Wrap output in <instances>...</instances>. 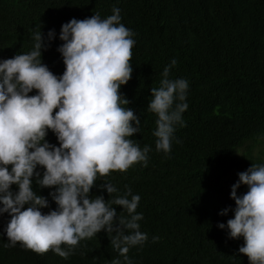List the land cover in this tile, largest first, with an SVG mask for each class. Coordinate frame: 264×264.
I'll use <instances>...</instances> for the list:
<instances>
[{
    "label": "trees",
    "instance_id": "1",
    "mask_svg": "<svg viewBox=\"0 0 264 264\" xmlns=\"http://www.w3.org/2000/svg\"><path fill=\"white\" fill-rule=\"evenodd\" d=\"M0 131V264H264V0H0Z\"/></svg>",
    "mask_w": 264,
    "mask_h": 264
},
{
    "label": "clouds",
    "instance_id": "2",
    "mask_svg": "<svg viewBox=\"0 0 264 264\" xmlns=\"http://www.w3.org/2000/svg\"><path fill=\"white\" fill-rule=\"evenodd\" d=\"M30 118V116L23 117L19 125L28 124ZM6 142L7 140L0 136V146ZM10 154L12 150L7 152L6 149H2L0 151V156L4 158ZM9 164V162L3 164V172L0 175L2 182L9 181L14 175L15 169ZM43 183L46 184L45 181ZM28 205V200L16 192H0V229L2 231L0 239L3 240L6 248H18L36 256H45L29 245L31 239L44 233V226L30 213Z\"/></svg>",
    "mask_w": 264,
    "mask_h": 264
},
{
    "label": "rangeland",
    "instance_id": "3",
    "mask_svg": "<svg viewBox=\"0 0 264 264\" xmlns=\"http://www.w3.org/2000/svg\"><path fill=\"white\" fill-rule=\"evenodd\" d=\"M259 140H260V143L262 145H257L255 146V153L257 154L258 153V150L261 148V151L260 153H262L264 155V137H258ZM258 147V148H257ZM264 157V156H263Z\"/></svg>",
    "mask_w": 264,
    "mask_h": 264
},
{
    "label": "bare ground",
    "instance_id": "4",
    "mask_svg": "<svg viewBox=\"0 0 264 264\" xmlns=\"http://www.w3.org/2000/svg\"><path fill=\"white\" fill-rule=\"evenodd\" d=\"M222 264V263H221Z\"/></svg>",
    "mask_w": 264,
    "mask_h": 264
}]
</instances>
